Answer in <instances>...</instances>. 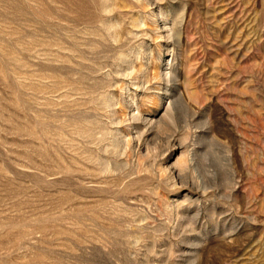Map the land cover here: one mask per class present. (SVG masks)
I'll return each instance as SVG.
<instances>
[{
    "label": "rangeland",
    "instance_id": "obj_1",
    "mask_svg": "<svg viewBox=\"0 0 264 264\" xmlns=\"http://www.w3.org/2000/svg\"><path fill=\"white\" fill-rule=\"evenodd\" d=\"M0 264H264V0H0Z\"/></svg>",
    "mask_w": 264,
    "mask_h": 264
}]
</instances>
